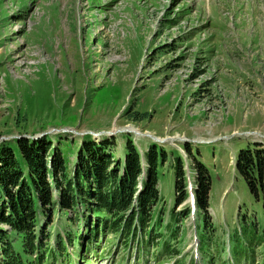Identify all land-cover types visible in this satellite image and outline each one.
Instances as JSON below:
<instances>
[{"label": "rangeland", "instance_id": "1", "mask_svg": "<svg viewBox=\"0 0 264 264\" xmlns=\"http://www.w3.org/2000/svg\"><path fill=\"white\" fill-rule=\"evenodd\" d=\"M85 134L108 137L118 158L126 136L164 147L152 209H163L162 240L178 153L193 193L188 146L211 179L214 229L196 217L203 263L264 264V187L250 191L235 164L241 148L264 149V0H0V144L47 135L71 165ZM194 221L179 222L175 254L100 234L53 264H203Z\"/></svg>", "mask_w": 264, "mask_h": 264}, {"label": "trees", "instance_id": "2", "mask_svg": "<svg viewBox=\"0 0 264 264\" xmlns=\"http://www.w3.org/2000/svg\"><path fill=\"white\" fill-rule=\"evenodd\" d=\"M87 135L81 137L71 165L47 135L18 136L14 145L0 144V264H53L62 254L68 261L73 253L65 252L67 245L81 248L83 239L87 243L100 234L114 233L122 237L124 246L140 234L145 238L140 244L161 240L160 251L175 253L171 241L178 238L179 222L189 213L187 202L176 209L188 196L182 156L173 158L175 198L164 225L168 239L162 240L163 209H152L160 198L156 167L167 159L164 147L149 142L139 152L126 136L123 156L118 158L108 137L94 141ZM187 152L195 169L192 189L202 229L211 230L210 175L188 146ZM235 164L257 195L264 187V149L241 148ZM54 213L64 219L61 232L52 231Z\"/></svg>", "mask_w": 264, "mask_h": 264}, {"label": "bare ground", "instance_id": "3", "mask_svg": "<svg viewBox=\"0 0 264 264\" xmlns=\"http://www.w3.org/2000/svg\"><path fill=\"white\" fill-rule=\"evenodd\" d=\"M133 131V130H132Z\"/></svg>", "mask_w": 264, "mask_h": 264}]
</instances>
